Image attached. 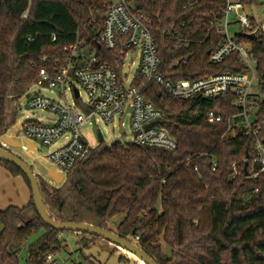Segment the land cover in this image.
<instances>
[{
	"label": "trees",
	"instance_id": "trees-1",
	"mask_svg": "<svg viewBox=\"0 0 264 264\" xmlns=\"http://www.w3.org/2000/svg\"><path fill=\"white\" fill-rule=\"evenodd\" d=\"M260 0H244L255 7ZM110 0H0V146L1 137L18 118L20 102L36 81L41 67L62 62L66 47L78 40L99 65L116 67L114 50L98 47ZM137 0L149 18L161 72L167 78L195 79L224 71H244L239 54L220 62L209 60V51L224 36L211 29L221 17L220 0ZM28 10V16L22 14ZM256 24V22L254 21ZM178 33L186 42L175 47ZM238 34L258 59L259 85L264 92V34ZM248 46V45H247ZM187 62H184V59ZM178 61V64L176 62ZM54 71V70H53ZM148 101L165 113L161 123L178 142L174 151L105 141L91 148L74 165L59 186L37 175L44 206L60 222H81L113 231L129 239L157 264H264V171L255 176L251 164L254 137L242 131V109L234 93L217 97L195 95L177 99L155 83L143 87ZM220 116L209 120V113ZM264 121V101L250 106ZM259 136L264 140V126ZM248 154V158H247ZM249 162L246 175L245 163ZM12 175L27 176L14 164L0 159ZM241 173V174H238ZM120 214L117 229L109 226ZM135 231L134 235L132 232ZM42 232L41 242L25 264H46L47 254L64 247L61 234L40 217L33 199L23 206L0 210V264H22L20 253ZM74 232V231H72ZM83 253L100 236L79 233ZM162 242L171 247L163 256ZM98 264L85 257L84 262Z\"/></svg>",
	"mask_w": 264,
	"mask_h": 264
},
{
	"label": "built area",
	"instance_id": "built-area-1",
	"mask_svg": "<svg viewBox=\"0 0 264 264\" xmlns=\"http://www.w3.org/2000/svg\"><path fill=\"white\" fill-rule=\"evenodd\" d=\"M220 1L224 4L221 17L212 22L211 29H215L224 38L210 51L209 60L220 63L226 56L237 52L238 60L246 66V70L224 71L195 79L167 78L160 70L161 58L149 27V18L138 7L137 0L111 1L99 43L115 51L116 67L109 63L99 65L98 57L89 54L86 45L79 40L65 48L68 55L62 62H56L52 66L54 71L41 67L36 81L22 96L20 109L26 106L30 110L50 111L56 117L43 121H25L24 141L31 142L34 149L37 147L35 140H40L46 146H54L59 142L49 154V159L57 172L67 176L75 164L88 156L92 148L81 130L95 116L106 122L117 119L119 129L122 125L125 132L127 118H130L129 127L133 135L132 142L135 144L171 151L178 148L176 138L161 126L165 119L164 111L148 101L143 93V87L149 83H155L161 90L177 99L195 95L217 97L234 93V104L242 109L241 115L244 116L241 129L254 137L251 168L256 171L255 176H258L264 171V140L259 136L264 121H259L255 113L249 114L247 110L250 106L256 107L259 102L264 101V92L259 85L258 59L253 56L249 46L236 36L243 33L256 34L262 24L261 21L259 24L254 23L253 7L246 5L244 0ZM197 2L198 0H185L184 7H192ZM247 9H252V15H248ZM27 16L28 10L22 14L23 18ZM232 26H238L242 30L233 34L230 31ZM173 38H176L175 47H179L182 41H187L181 39L178 33ZM134 55L139 56V68L132 81L126 83L128 76L122 79L120 72L127 57ZM256 81L257 90L254 88ZM34 85L50 89L60 96L62 102L40 91L31 93ZM79 86L85 90L87 102L80 100L82 92ZM66 90L72 92L74 102L67 100ZM220 119V116L209 113L210 121ZM56 255L57 252L48 253L46 264H65L59 262Z\"/></svg>",
	"mask_w": 264,
	"mask_h": 264
},
{
	"label": "rangeland",
	"instance_id": "rangeland-1",
	"mask_svg": "<svg viewBox=\"0 0 264 264\" xmlns=\"http://www.w3.org/2000/svg\"><path fill=\"white\" fill-rule=\"evenodd\" d=\"M112 2H118L120 0H110ZM257 13L260 17L261 24L260 27L264 34V0H260L259 4L255 6ZM248 15H252V9L246 10ZM242 30V28L238 26H232L230 31L235 34ZM249 46V44H247ZM139 68V56L134 55L133 57L128 56L125 64L120 72V77L125 79L126 75L128 79L126 83H130L134 76L137 73ZM160 89V87L157 85ZM81 90V98L83 102H87V94L82 87H78ZM254 88L257 90V81L255 82ZM161 90V89H160ZM41 92L44 95L49 97L55 98L56 100L62 102L60 96L52 92L50 89L42 88L40 86L34 85L31 89V93ZM65 97L69 102H74V98L72 92L70 90L65 91ZM24 101V100H23ZM81 109V106L78 105ZM56 114L54 112L48 111H41V110H30L26 108V106H22L18 113V118L13 126H11L8 131L7 135L14 137L15 139L19 140L22 143L21 147H7L9 148L14 154L22 158L27 164L31 166L35 174L41 176L45 179L50 185L59 187L61 184L55 182L52 177L47 175L48 170L53 168V164L49 159V154L52 150H54L58 145L59 142L54 146H46L41 143L40 140H35L37 145L36 149H31L27 143L24 141V130H23V123L27 120H38L43 121L46 118H54ZM129 119L127 118L126 122V132L121 133L119 131V123L117 119L113 122H106L103 119H100L98 116L93 117L90 122L85 123L82 126V134L86 138L88 144L95 148L99 144L98 138V131H100L104 137V141L109 145L113 143L120 142V143H128L132 141V132L129 127ZM125 215L120 214L115 216L109 226L111 229L116 230L119 223L124 219ZM64 237L61 239L64 241V246L61 250L57 252L56 259L59 262H64L65 264L68 263H80L85 261V257L91 259V261L98 262V264H146L143 260L137 257L136 254L133 252L118 246L117 244L110 242L104 238H100L94 245L90 248L84 249L83 253L78 249L77 245V236L75 232L68 231L63 233ZM41 235L42 232L39 234L34 235L30 241L28 242L27 246L23 248L20 253V259L22 264H25V260L32 251H36L41 242ZM163 246V256L168 257L171 254V247L162 242Z\"/></svg>",
	"mask_w": 264,
	"mask_h": 264
},
{
	"label": "water",
	"instance_id": "water-1",
	"mask_svg": "<svg viewBox=\"0 0 264 264\" xmlns=\"http://www.w3.org/2000/svg\"><path fill=\"white\" fill-rule=\"evenodd\" d=\"M253 19L256 22V24H259L260 19H259V15L255 7H253ZM250 36L252 38H255L257 35L255 33H251ZM98 47H101V44L99 42H98ZM76 95H78V90H76ZM130 109L131 108H129V110ZM119 131L121 133H124L125 128L121 125ZM98 138H99V143L104 141V137L100 131H98ZM1 142L3 146H0V159H4L14 164L27 176L29 180V184H30L31 196L35 204V207L40 217L43 219V221L47 225H49L50 227L56 230L74 231L77 233L89 232L91 234L100 236L110 242L117 244L118 246H121L133 252L134 254L137 255L138 258L143 260L146 264H157V262L153 258H151L147 253H145L138 246V244H136L135 242H132L129 239H125L119 236L118 234L114 233L111 230L101 228V227H98V226H95L89 223H81V222H74V221L60 222V221L53 219L48 214L44 206L43 196L40 191V186H39L37 175L35 174V172L33 171V169L31 168L29 164H27L22 158H20L19 156L14 154L9 148H7V147H21L22 143L19 140L7 134L1 137ZM26 143L31 149H34V146L31 142H26ZM247 158H248V154H247ZM248 166H249V162L247 161L244 167L246 175L249 174ZM47 175L49 177H52L55 180V182L58 184H62L66 179V176L64 174L57 172L54 168H51L50 170H48ZM134 233L135 231L132 232V235H134Z\"/></svg>",
	"mask_w": 264,
	"mask_h": 264
},
{
	"label": "crops",
	"instance_id": "crops-1",
	"mask_svg": "<svg viewBox=\"0 0 264 264\" xmlns=\"http://www.w3.org/2000/svg\"><path fill=\"white\" fill-rule=\"evenodd\" d=\"M31 197V190L25 179L22 176L12 175L0 165V210L8 208L10 205L23 206L30 201ZM75 234L79 239V233L75 232ZM62 237L64 234H61L60 238Z\"/></svg>",
	"mask_w": 264,
	"mask_h": 264
}]
</instances>
